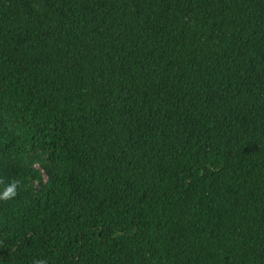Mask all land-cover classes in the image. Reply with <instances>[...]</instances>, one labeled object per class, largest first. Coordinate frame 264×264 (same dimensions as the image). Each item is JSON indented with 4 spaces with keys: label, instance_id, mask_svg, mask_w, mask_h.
Returning <instances> with one entry per match:
<instances>
[{
    "label": "trees",
    "instance_id": "1",
    "mask_svg": "<svg viewBox=\"0 0 264 264\" xmlns=\"http://www.w3.org/2000/svg\"><path fill=\"white\" fill-rule=\"evenodd\" d=\"M0 264H264V0H0Z\"/></svg>",
    "mask_w": 264,
    "mask_h": 264
},
{
    "label": "clouds",
    "instance_id": "2",
    "mask_svg": "<svg viewBox=\"0 0 264 264\" xmlns=\"http://www.w3.org/2000/svg\"><path fill=\"white\" fill-rule=\"evenodd\" d=\"M17 195V184H9L0 189V201H7L13 199ZM37 264H46V261L39 260Z\"/></svg>",
    "mask_w": 264,
    "mask_h": 264
}]
</instances>
